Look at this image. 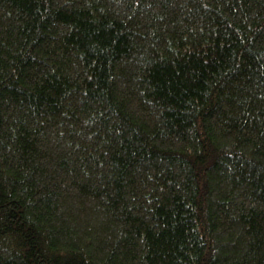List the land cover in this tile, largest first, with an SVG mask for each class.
<instances>
[{
  "label": "trees",
  "instance_id": "obj_1",
  "mask_svg": "<svg viewBox=\"0 0 264 264\" xmlns=\"http://www.w3.org/2000/svg\"><path fill=\"white\" fill-rule=\"evenodd\" d=\"M0 264H264V0H0Z\"/></svg>",
  "mask_w": 264,
  "mask_h": 264
}]
</instances>
